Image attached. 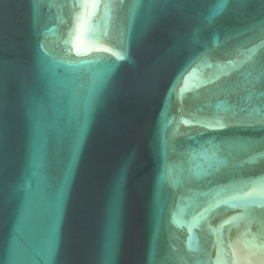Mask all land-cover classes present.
<instances>
[{
	"label": "water",
	"instance_id": "1",
	"mask_svg": "<svg viewBox=\"0 0 264 264\" xmlns=\"http://www.w3.org/2000/svg\"><path fill=\"white\" fill-rule=\"evenodd\" d=\"M261 244L264 0H0V264Z\"/></svg>",
	"mask_w": 264,
	"mask_h": 264
},
{
	"label": "snow or ice",
	"instance_id": "2",
	"mask_svg": "<svg viewBox=\"0 0 264 264\" xmlns=\"http://www.w3.org/2000/svg\"><path fill=\"white\" fill-rule=\"evenodd\" d=\"M121 2H123V0H121ZM253 243H255L254 241H253ZM256 247H260V248H264V244H261V245H255Z\"/></svg>",
	"mask_w": 264,
	"mask_h": 264
}]
</instances>
